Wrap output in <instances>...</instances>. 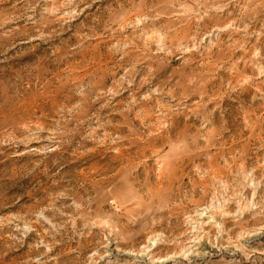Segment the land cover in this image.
<instances>
[{
    "label": "rangeland",
    "instance_id": "1",
    "mask_svg": "<svg viewBox=\"0 0 264 264\" xmlns=\"http://www.w3.org/2000/svg\"><path fill=\"white\" fill-rule=\"evenodd\" d=\"M0 264H264V0H0Z\"/></svg>",
    "mask_w": 264,
    "mask_h": 264
}]
</instances>
